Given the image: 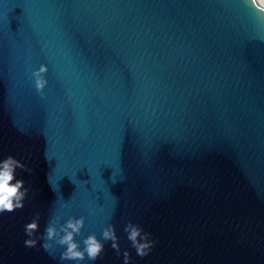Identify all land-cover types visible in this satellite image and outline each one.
Here are the masks:
<instances>
[{"label":"water","instance_id":"1","mask_svg":"<svg viewBox=\"0 0 264 264\" xmlns=\"http://www.w3.org/2000/svg\"><path fill=\"white\" fill-rule=\"evenodd\" d=\"M7 155L32 192L0 217V264H61L24 246L37 211L40 233L84 216L78 241L114 224L134 264H264V24L242 0H0ZM105 249L95 264H123Z\"/></svg>","mask_w":264,"mask_h":264},{"label":"clouds","instance_id":"2","mask_svg":"<svg viewBox=\"0 0 264 264\" xmlns=\"http://www.w3.org/2000/svg\"><path fill=\"white\" fill-rule=\"evenodd\" d=\"M242 3L255 17L258 24H264V0H242ZM48 71V66L41 64L38 69L31 72L35 90L41 99H46ZM17 170L29 175L33 172L28 164L13 155H7L0 159V217L6 213L22 210L30 192H32V189L26 186V181L23 178H17ZM40 219L41 213L37 211L31 222L24 225L26 238L23 243L26 248H36L39 244L44 252L51 255L54 246H58L63 249L59 255L61 264L63 262L85 264V261L95 264L98 259L104 257L106 254L105 245L110 242L111 249L114 250L116 256L122 255L123 264H134L129 250L121 248L120 237L112 223L106 224L99 238L95 233H91L78 241L76 237L82 236V229L85 226L84 216H69L65 220L62 215L57 214L49 219L42 233H40ZM62 220L63 222H61ZM124 232L127 234L126 238L130 248L134 249L140 258L149 256L159 243L151 232L146 231L138 223L127 222Z\"/></svg>","mask_w":264,"mask_h":264}]
</instances>
